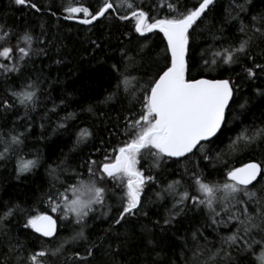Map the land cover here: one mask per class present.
<instances>
[{"label": "trees", "instance_id": "1", "mask_svg": "<svg viewBox=\"0 0 264 264\" xmlns=\"http://www.w3.org/2000/svg\"><path fill=\"white\" fill-rule=\"evenodd\" d=\"M32 2L40 11L28 4L16 5L14 0H0V26L3 31L10 29L13 33L10 40L0 41V47L15 46L17 37L25 30L34 38L31 55L18 61V71L5 72L0 68V101L8 100L12 105L7 111L0 106V142L4 141L0 153L9 147L0 158V214L18 206L14 215L4 221L7 235L0 234V264L6 258L8 264H16L18 257H26L29 251L41 247L54 249L61 238L70 236L66 226L75 217L69 215L61 220L64 212H53V202L59 203L58 193L66 187L89 176L90 161L102 162L105 155L128 139L124 134L126 117L131 114L138 118L142 114V86L158 78L156 74L163 69L167 55L166 42L159 32L140 37L134 32L131 17L119 18L128 14L126 0H111L115 11L91 25L66 20L63 8L82 3L96 10L102 0ZM134 3L148 12L150 18H159L175 15L170 13L168 3L179 4L183 11L185 7L198 6L199 0H164L163 4L161 0H134ZM253 16L264 17V0H214L189 31L186 77L232 80L234 96L226 110L227 121L222 131L211 143H202L203 151L197 148L194 154L179 159L157 158V166H153V157L145 153L138 167L154 180L145 184L139 211L117 225L114 221L121 209L116 198L110 197L102 207L103 212L89 213L83 225L87 241H73V247L63 248L56 255L49 253L48 264H76L69 259L75 252L80 253L83 264H259L255 256L259 255L260 247L254 245L253 250L245 251L243 240L231 246L223 242L235 232L237 224V220H230L224 227L229 222L225 219L227 209L213 206L219 213L215 215L190 198L178 205L179 196L167 191L171 182L179 181V192L187 190L198 195L195 174L201 175L205 182L223 183L227 169L252 159L264 160V141L248 146L240 143L235 150L231 147L243 129H249L251 135L255 129L264 127V71L255 67L264 65V37L253 32ZM242 24L248 26L247 34L240 31ZM249 36L252 40L247 54H241L236 63L225 64L213 55L222 49L239 47L240 41ZM19 46H25L24 42ZM126 55L134 58L126 73L134 79L128 85L129 91L123 86L117 91L119 77L112 66L119 65L123 70L128 63ZM18 56L14 51L12 59L0 57V64L11 68ZM247 68H253V77L248 76ZM29 80L38 85V92L35 105L26 108L15 102L11 93ZM109 96L112 98L108 99ZM69 114L74 115L65 119ZM81 128H87L91 135L77 143L76 134ZM16 134H22L21 145L5 143ZM19 158L35 160L36 164L29 171L18 172ZM104 186L114 190L115 182L109 180ZM251 188L264 196V178L258 177ZM67 195L71 197L70 192ZM96 206L99 205L93 207ZM229 210L241 208L232 204ZM45 212L52 213L58 222L56 234L50 239H43L24 226L27 216ZM253 236L261 239L258 232L254 231ZM8 237L12 238V244L20 243L23 251L9 253ZM92 246L93 254L88 256L87 249Z\"/></svg>", "mask_w": 264, "mask_h": 264}, {"label": "snow or ice", "instance_id": "2", "mask_svg": "<svg viewBox=\"0 0 264 264\" xmlns=\"http://www.w3.org/2000/svg\"><path fill=\"white\" fill-rule=\"evenodd\" d=\"M163 2L164 0H161L162 4ZM213 2L214 0H199L198 6L185 7L183 11H180L179 4L168 3L167 7L170 13H175V15L150 18L149 13L142 7H138L134 0H126L128 14L119 18L128 20L131 17L134 21V32L138 33L140 37L158 29L167 41L166 63L163 69L157 72L158 78H152L142 86L144 92L141 102L142 114L138 118H133L131 114L126 117L124 134L128 139L121 146L113 149L109 155H105L102 162L90 161L88 180H79L78 183L69 185L64 189V192L58 193L59 203L53 202L52 211L62 210L65 217L73 215L76 224L81 225L80 230L68 240L63 241L56 249L41 247L29 251L26 257H18L16 264H48L49 253L52 255L60 253L63 243L87 241L83 228V225L86 224L85 218L94 211V205L104 207L105 201L110 197L117 199L121 209L119 217L114 221L115 224L119 225L128 216L135 215L142 204V192L145 190V184L154 180V177L146 175L145 171L138 167L145 153L153 157V166H157V158L184 157L186 154H194L193 150L197 148L203 151L202 142L211 143L210 138L216 137L222 131V125L227 121L226 109L230 107V101L234 96L231 78H186V72L189 70V30L203 18L206 9ZM14 3L16 5L28 4L32 9L40 11L38 5L32 0H14ZM115 7L111 0H102L96 10H93L91 6H84L82 3H75L72 6L64 7L63 11L67 13L65 19L78 20L80 24L91 25L94 21L108 15L110 11H115ZM239 7L242 11L244 10L243 6ZM77 14H82V17ZM257 23L262 26L257 27ZM251 27L254 33H259L264 37V17L253 16ZM2 29L3 26H0V41L10 40L13 35L12 31L10 29L3 31ZM248 30V26L242 24L240 31L247 34ZM33 39V36L25 30L17 37L15 46L6 44V46L0 47V57L12 59L14 51L19 54L11 68L3 64H0V68H3L5 72L18 71V61L31 55ZM251 40L252 37L249 36L240 41L239 47L222 49L213 55L220 57L225 64L236 63L241 54H247ZM21 41L25 46H19ZM126 60L128 63L125 64L123 70L119 65L112 66L119 77L115 86L117 91L122 86L125 91H129L128 85L134 79L126 74L134 58L126 55ZM216 62L214 59L213 63ZM255 67L264 71V65H255ZM246 71L250 78L255 75L253 68H247ZM37 92L38 85L29 80L27 84L21 85L20 90L13 91L11 96L15 102L27 108L29 105H35ZM111 98V96L108 97V99ZM0 106L5 111L12 107L8 100L0 101ZM89 111H91L90 108ZM72 115L74 114H69L65 119ZM21 135H11L10 142L5 141V143L9 146L21 145L23 143ZM76 135L77 143H81L91 133L87 128H81ZM257 141H264V127L255 129L251 135L249 129H243L231 142V147L235 150L240 143L248 146ZM8 151L9 147H5L4 152L0 153V158L4 157ZM205 159L208 157L206 156ZM35 164V160L19 158L17 170L18 172L29 171ZM223 176V183L205 182L201 175L195 174L193 179L198 195H192L187 190L179 192V181L171 182L167 186V191L174 196H179L176 204H182L184 200L190 198L194 203L205 205L215 215H219L213 207L218 196L225 207H228L230 201L245 205L252 201L257 204L255 214L248 213L247 207H245L243 212L229 216V220L236 219L239 223L237 231L224 238L223 242L231 246L243 240L245 251L253 250L254 245L260 247V253L255 258L259 264H264V196L251 188L253 182H258V177L264 178V160L252 159L239 167H231L224 172ZM109 180L115 182L114 190H109L104 186ZM69 192L71 197L67 195ZM241 193L247 198L246 200L238 199ZM17 209L18 206L7 208L0 214V234L7 235L4 221L14 215ZM165 223H168V220H165ZM24 226L25 228L30 227L42 237H54L56 232V221L52 216L44 213L27 216ZM254 231L260 233V240L254 238ZM8 239L9 253L23 251V246L20 243L12 244V238L8 237ZM93 247L87 249L88 256L93 254ZM69 259L75 260L76 264H83V258L80 257L79 252L73 253ZM211 259L212 257H209V260ZM4 264H8L7 258Z\"/></svg>", "mask_w": 264, "mask_h": 264}, {"label": "rangeland", "instance_id": "3", "mask_svg": "<svg viewBox=\"0 0 264 264\" xmlns=\"http://www.w3.org/2000/svg\"><path fill=\"white\" fill-rule=\"evenodd\" d=\"M0 144H1V145H4V141L0 142ZM86 178H87V179H86ZM88 178H89V176L84 177V178H80V180H85V181H87ZM238 199H240V200H246L247 198L244 196L243 193H241V194L239 195ZM116 200H117V199H116ZM232 204H235L236 206L239 205L240 208H241V210H239V211L229 210V209H231V205H232ZM216 205H220V206H222V208L227 209L228 212L226 213V214H227L226 217H225L226 220H229V216H232V215H235V214H239L240 212H243V210H244L245 207H247L248 213H250V214H255V213L257 212V207H258L257 204L253 203L252 201H249L246 205H245V204H237L236 201H230L229 204H228V207H225L224 203L220 200L219 196H218L217 200L215 201V203L213 204V206H216ZM94 211H95V212H94ZM94 211H93V213H96L97 211H98V212H101V211L103 212V211H104V208H102L101 206H96V207L94 208ZM88 217H89V216H88ZM60 218H61V220H66V219H68V218L65 217V215H63V214L60 215ZM85 219H87V217H86ZM232 220H236V219H232ZM86 221H87V220H86ZM67 223H68V222H67ZM238 223H239V221L237 220V224H236L235 232L237 231ZM229 224H230V220H229V222H225L224 227H227V225H229ZM65 226H66V225L64 224V226H62V227L64 228ZM80 227H81V225H77L75 221L68 223V225L66 226V229H68L67 231H70V232H71V234H70L69 237H71V236L76 232V229H77V228H78L77 231H79V230H80ZM235 232H233V233H235ZM233 233H232V234H233ZM241 234H243V233H241ZM69 237H67V238H61V239L58 241V243H57V245H56V247H55L54 249H56V248H57V247H58L63 241L68 240ZM68 243H69V246H68V247H67V245H68L67 243H63V248L69 249V248L73 247V244H72L73 241H70V242H68ZM62 250H63V249H62Z\"/></svg>", "mask_w": 264, "mask_h": 264}, {"label": "water", "instance_id": "4", "mask_svg": "<svg viewBox=\"0 0 264 264\" xmlns=\"http://www.w3.org/2000/svg\"><path fill=\"white\" fill-rule=\"evenodd\" d=\"M71 22H75V23H78V24H80L79 22H78V20H70ZM81 25H83V24H81ZM155 31H157V32H159V30L157 29V30H153V32H155ZM160 33V32H159ZM147 34H149V33H145V35H147ZM162 36H163V34L162 33H160ZM163 38H164V36H163ZM164 40H165V42H166V45H167V41H166V39L164 38ZM200 78H206V79H224V78H208V77H198V78H195V79H200ZM232 100V99H231ZM231 102V101H230ZM227 110V109H226ZM212 138H210V140H211ZM204 142H206V141H204ZM186 155H188V154H186ZM185 155V156H186ZM173 159H178V158H182V157H172ZM254 183V182H253ZM44 214H47V215H50V216H52V218L56 221V219H55V217L52 215V214H50V213H44ZM57 227H58V223H57V221H56V231H57ZM34 233H35V231L33 230V229H31ZM35 234H37L38 236H40V237H42L41 236V234H39V233H35ZM55 234H56V232H55ZM55 234H54V236H55ZM43 239L44 238H51V237H42Z\"/></svg>", "mask_w": 264, "mask_h": 264}, {"label": "bare ground", "instance_id": "5", "mask_svg": "<svg viewBox=\"0 0 264 264\" xmlns=\"http://www.w3.org/2000/svg\"><path fill=\"white\" fill-rule=\"evenodd\" d=\"M66 20H68V19H66ZM68 21H70V20H68ZM87 179V178H86ZM111 188V187H110ZM220 209V208H219ZM100 213V212H99ZM64 215V214H63ZM71 216V215H70ZM56 219V218H55ZM225 225V224H224ZM52 238V237H51ZM44 239H50V238H44Z\"/></svg>", "mask_w": 264, "mask_h": 264}]
</instances>
